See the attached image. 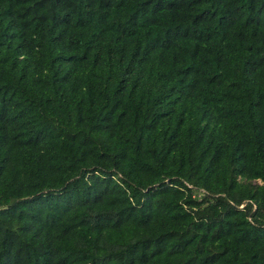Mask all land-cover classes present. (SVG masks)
I'll use <instances>...</instances> for the list:
<instances>
[{
	"label": "trees",
	"instance_id": "1",
	"mask_svg": "<svg viewBox=\"0 0 264 264\" xmlns=\"http://www.w3.org/2000/svg\"><path fill=\"white\" fill-rule=\"evenodd\" d=\"M0 264H264V0H0Z\"/></svg>",
	"mask_w": 264,
	"mask_h": 264
}]
</instances>
